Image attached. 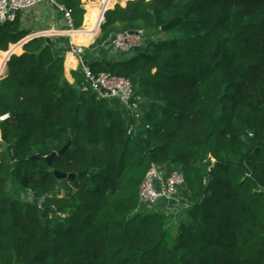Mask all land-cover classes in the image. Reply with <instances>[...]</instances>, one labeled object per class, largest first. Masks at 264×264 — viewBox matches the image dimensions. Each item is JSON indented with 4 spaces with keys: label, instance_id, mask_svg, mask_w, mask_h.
<instances>
[{
    "label": "trees",
    "instance_id": "1",
    "mask_svg": "<svg viewBox=\"0 0 264 264\" xmlns=\"http://www.w3.org/2000/svg\"><path fill=\"white\" fill-rule=\"evenodd\" d=\"M112 2L104 22L102 2L85 13L64 0L81 26L86 14L76 36L97 37L104 22L94 45L70 41L106 55L119 33L165 36L89 64L128 78L143 118L82 92L83 71L68 81L70 44L39 37L11 57L0 83V264H264V0H135L130 12ZM22 17L0 24V73L32 34ZM53 153L52 166L32 161ZM154 165L185 175L178 230L174 213L140 203Z\"/></svg>",
    "mask_w": 264,
    "mask_h": 264
},
{
    "label": "built area",
    "instance_id": "2",
    "mask_svg": "<svg viewBox=\"0 0 264 264\" xmlns=\"http://www.w3.org/2000/svg\"><path fill=\"white\" fill-rule=\"evenodd\" d=\"M102 1L103 13H106L108 11L106 6L110 0ZM43 4L57 7L64 15L65 21L75 31L73 10L61 5L58 6L55 0H0V24L15 22L20 13L35 9ZM147 40L148 36L144 30L133 32L132 35L130 33H119L111 39L110 48L113 49L114 53L130 54L144 47ZM71 51L80 59H83L85 55L83 47L71 46ZM8 62H6L1 73L5 71ZM83 75L85 82L81 87L82 92L95 94L99 98L108 101H119L124 106L127 120L135 121L137 125L140 124V119L143 118V105H145L146 99L135 93L134 86L128 78L109 73H101L96 76L88 66L83 67ZM3 120L5 119H0V121ZM136 129V125H131L128 134L131 135ZM2 144L3 139L0 131V152ZM185 185L186 178L182 171L154 165L148 170L141 184L140 203L151 210L159 207L173 212L182 204L183 198H181V195Z\"/></svg>",
    "mask_w": 264,
    "mask_h": 264
},
{
    "label": "crops",
    "instance_id": "3",
    "mask_svg": "<svg viewBox=\"0 0 264 264\" xmlns=\"http://www.w3.org/2000/svg\"><path fill=\"white\" fill-rule=\"evenodd\" d=\"M128 2L129 1H127L125 3L123 8L126 7ZM47 5L48 4H43V5H40L39 7L35 8V9L23 12L22 21L25 23V24L23 23L24 28L27 29V30H30V31L35 30V31H32V34H31V36H29V39L30 38L31 39H35V38H39V37H46V38L51 39L54 42H57V44L59 46H65L66 44H70V47H71V46H74V45H72V43L70 41L72 39L82 40V39H95L96 38V37H94V38H86V37L76 36L75 32L77 30L73 31V30H69V29H58L56 24H55V22L52 23L50 18L48 20H45V22L41 21V18H40V17H42L41 14L43 12H46L47 9H45L44 7L47 6ZM117 5H121V3H119ZM115 7H116V5H115ZM57 10L59 11V9H57ZM98 15H99V18L102 20L103 19V17H102L103 15H101V14H98ZM27 17L31 21L30 20L28 21ZM97 23H100V25H101L102 22L98 20ZM100 25L96 24L98 32L100 31ZM42 27L45 30H39L38 29V28H42ZM24 45H22V47H21V54L17 55V56H21L22 54H24V50H23ZM92 45H90L89 47H84L83 46V48L85 49V55L83 56V59H80L78 56L74 55L72 51L66 54L65 72H66V77H67L68 81L71 84H76V82H77V80H75V78L73 77L72 73L73 72H82L83 71V67L86 66V64L89 67L90 62H92L93 60H99V59L109 60V59H113L111 54H106V55L105 54H103V55L101 54L100 51H101V48H103V46L101 48L99 46L95 47V48H92L91 47ZM108 50H110L109 46H107L106 51H108ZM133 55L134 54H131L129 56L131 57ZM5 72H6V70H5ZM111 104L116 109H118L119 111L123 112L124 115H125L124 106L119 101H117V100L111 101Z\"/></svg>",
    "mask_w": 264,
    "mask_h": 264
},
{
    "label": "rangeland",
    "instance_id": "4",
    "mask_svg": "<svg viewBox=\"0 0 264 264\" xmlns=\"http://www.w3.org/2000/svg\"><path fill=\"white\" fill-rule=\"evenodd\" d=\"M56 1V3H57V5L59 6V5H61V6H64V0H55ZM81 1V3H82V7H84L83 8V10L85 11V13H87V11H86V9H85V7H87V6H89V5H92V4H94V2H103L102 0H80ZM116 0H113V2H115ZM130 1H135V0H130ZM112 2V3H113ZM124 2V1H123ZM126 2H124V4H125ZM101 6H103V4L101 5ZM100 6V8H102ZM117 6V5H116ZM121 6V5H120ZM122 7V6H121ZM45 9H47L46 10V12H43L42 14H41V16L43 17H40L41 18V21H44L45 22V20H48L49 18H50V20H51V22L52 23H54L55 22V24H56V26H57V28L58 29H69V30H72L71 29V27L69 26V24L65 21V19H64V15L63 14H61L57 9V7H55V6H53V5H50V4H48L47 6H45L44 7ZM101 10V9H100ZM109 11V10H108ZM85 16H86V14L84 15V17H83V24H82V26H81V14H75L74 16H73V21H74V28L76 29V28H79V29H83V27H84V24H85ZM27 19H28V17H27ZM30 19H28V21H29ZM31 21V20H30ZM40 21V22H41ZM24 23V22H23ZM25 24V23H24ZM81 26V27H80ZM37 29V28H36ZM39 30H45L43 27L42 28H38ZM144 30V29H143ZM32 31H35V30H32ZM31 31V32H32ZM101 31H102V28L100 27V31H99V34L97 35V37L95 38V40L93 41V43L95 44L96 43V41H97V39L99 38V36H100V34H101ZM146 34H147V32H146ZM29 38V37H28ZM86 38H91V37H86ZM163 39H165V36H163V35H159V34H152V35H150V37L148 38V41L149 40H152V41H155V42H157V41H160V40H163ZM20 44V45H19ZM19 44H17V45H15V46H21L22 47V43H19ZM93 44V45H94ZM73 45V44H72ZM74 46H76V45H74ZM12 47H14V46H10V48H9V51L8 52H10L11 50H12ZM84 47H89V46H84ZM108 53H110L111 54V56L112 57H117V58H119V57H123V56H125L124 54L123 55H120V54H118V53H114L113 52V49L112 48H110V51H107ZM1 53V52H0ZM15 55V54H14ZM16 55H20V54H16ZM126 56H129V55H126ZM123 58H125V57H123ZM5 70H6V72L4 71L3 73H0V83H1V81L3 80V79H5L6 77H7V65H6V67H5ZM1 72H2V70H1ZM182 198V197H181ZM164 207V206H163ZM184 207L185 206H179L178 207V209H176V210H174L173 212H169L168 210H165V209H162L161 210V212L163 213V214H165V215H170V214H175L174 215V224H175V230H178V227H179V223L181 222V221H183V220H185L186 219V212H183L184 210H182V208L184 209Z\"/></svg>",
    "mask_w": 264,
    "mask_h": 264
},
{
    "label": "water",
    "instance_id": "5",
    "mask_svg": "<svg viewBox=\"0 0 264 264\" xmlns=\"http://www.w3.org/2000/svg\"><path fill=\"white\" fill-rule=\"evenodd\" d=\"M84 7H82V9H83ZM125 9L128 11V12H130L131 11V8L129 7V5L127 4L126 5V7H125ZM108 12V11H107ZM106 12V13H107ZM106 13H103V20H104V22H105V14ZM103 22V23H104ZM103 23H101V25H100V27L102 28V24ZM182 24V20L181 19H179V18H176L175 20H173L171 23H169L168 25H165L164 27H162L161 28V31L163 32V33H169L170 31H172V30H174V29H176L177 27H179L180 25ZM130 34L132 35L133 34V32H130ZM49 39V38H48ZM32 39H26V40H24V41H22L21 43H22V45H24V44H26L27 43V41L29 42V41H31ZM12 56H14V55H11L10 57H12ZM141 57H145V55L144 54H141L140 55ZM147 59H150V56H147L146 57ZM10 59L11 58H9L8 59V61H10ZM105 64H106V66L107 67H109V62H105V61H103ZM86 66H87V64H86ZM109 74H111V75H114V71H113V69H110L109 68ZM69 148H70V146L68 145L65 149H63V151H61L60 152V155H62V154H64V153H66L68 150H69ZM57 156V154L56 153H53L51 156H48V157H46V158H41L40 156H36V157H33L32 158V161H45V162H47L50 166H52V161H53V159L55 158ZM56 176H57V178H59V179H61V183H64V179L66 178V176L65 175H62V174H60V173H56Z\"/></svg>",
    "mask_w": 264,
    "mask_h": 264
},
{
    "label": "bare ground",
    "instance_id": "6",
    "mask_svg": "<svg viewBox=\"0 0 264 264\" xmlns=\"http://www.w3.org/2000/svg\"><path fill=\"white\" fill-rule=\"evenodd\" d=\"M124 2L130 1V0H123ZM85 9H87V7H85ZM21 51V49H19V52Z\"/></svg>",
    "mask_w": 264,
    "mask_h": 264
},
{
    "label": "snow or ice",
    "instance_id": "7",
    "mask_svg": "<svg viewBox=\"0 0 264 264\" xmlns=\"http://www.w3.org/2000/svg\"><path fill=\"white\" fill-rule=\"evenodd\" d=\"M0 119H6V117H0Z\"/></svg>",
    "mask_w": 264,
    "mask_h": 264
}]
</instances>
